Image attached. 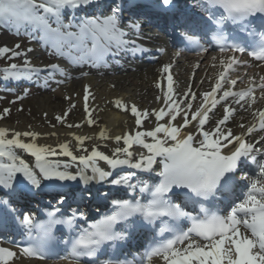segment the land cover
Wrapping results in <instances>:
<instances>
[{
    "label": "snow or ice",
    "instance_id": "6c2138e0",
    "mask_svg": "<svg viewBox=\"0 0 264 264\" xmlns=\"http://www.w3.org/2000/svg\"><path fill=\"white\" fill-rule=\"evenodd\" d=\"M89 3L91 0H0V21L15 26L18 34L23 28L34 38L48 44L56 55L67 57L73 64L106 66V57L118 55L126 45L134 41L125 39L128 34L121 27L119 8L114 7L108 15L87 16L79 24L63 23V9ZM163 4H170V0H163ZM201 11L204 17L198 24L212 32L213 41L221 53L231 52L233 55L220 58L221 70L216 76V82L210 92L201 94L202 101L195 111H192V102L196 100V94L190 88L184 93L191 97L190 100L176 101L172 98L173 78L169 74L167 91L163 93L166 107L151 113L157 121L155 127L136 130L134 135L125 132L122 136L112 138L117 144L123 141V147L112 149L111 156L99 151L96 146L90 152L84 149L83 142L90 137H74L77 149L86 153L79 156L73 155L66 143L58 145L60 154L78 162L80 167L76 174L67 171L69 164L65 163L64 170L60 171L59 162L47 159L48 156L57 155V152L49 146L34 143L38 133L12 130L9 138L10 130L0 127V186L4 188L13 187V180L18 173L35 187L40 186L41 178L67 181L79 177L84 183L91 180L105 181L113 172L102 169L100 161L113 171L126 166L141 172H155L159 177L158 182L138 181L137 184H132L130 181L135 173L128 172L112 179L111 184L125 185L133 192L138 188L146 198L114 199L110 212L101 214L87 228L76 232L69 242L68 255L59 256L60 260L71 258L72 264H77L81 257H87L88 264H97V257L102 254L105 245L125 238L123 231L116 230L118 225L138 224L141 227L151 226L156 230L153 242L142 258V264H152L154 257H158L163 264H264V148H257L254 143L245 139L246 135L255 131H264V109L253 112L256 123L248 126L246 133L235 135L230 128H226L236 111L227 104L222 118L216 121L214 127L210 130L204 128L209 121V113L221 101L232 97L234 103L240 105L243 101L251 108L256 100V88L261 89V96L264 97V76H260L258 85L254 84L255 77H249V85L238 91H233V86L241 78H228L234 65L247 63L239 60L235 53H247V56L257 61H264V0H204ZM256 18L261 20L258 25L254 23ZM133 27L138 29L139 25ZM236 33H247L250 39L241 38ZM187 39L198 44L193 35H188ZM15 47L18 49L20 46L17 44ZM27 51L31 52L32 49ZM201 51L207 49L201 48ZM9 52V59L25 55L6 46L0 47V57ZM24 63L22 71L16 64L6 67L3 70L5 78L31 79V73L37 69H30L27 59ZM49 67L65 75V70L59 65L52 64ZM170 68V64H165L161 72L169 73ZM224 83L228 85L227 89L224 88ZM155 86L161 87L159 82ZM218 91H222V95L217 99ZM84 92V99L87 101L88 86L84 87ZM114 103L121 110L128 109L119 99ZM182 103L183 108L180 106ZM4 111L7 113L9 110ZM85 111H88L87 105ZM130 111L135 117L137 128H140L142 119L149 116L148 111H140L134 104ZM67 114L65 112L63 117L56 116V120L63 121ZM178 115L183 116V123L176 125L173 121ZM165 117L168 119L160 123ZM192 121L197 122L196 132L182 131ZM88 123L91 125L94 121L89 119ZM239 126L245 127L243 124ZM20 137H30L33 142H22ZM99 138L110 137L102 129ZM255 143L264 144V136ZM133 146L146 151L134 157L130 150ZM14 148L23 149L35 157L34 168L38 169V173L15 153ZM254 152L260 154L259 160L253 155ZM247 161L256 165V171L252 175L241 168ZM154 164H159V171L153 167ZM85 169H91L93 175L87 176ZM237 172L242 174L237 177ZM240 181L248 183L242 184ZM223 191H230L233 196L229 203L221 206L217 202V194ZM0 202L8 204L6 200ZM57 211L59 209L48 213V221L41 224H34L30 215H23L21 225L30 232L36 229L39 235L33 244L21 248V255L41 260L49 258L45 241L50 229L57 224L73 228L78 216L79 219H84V213H78V209L73 210L72 215L66 219H57ZM182 221H187L188 225L181 226ZM16 257L17 253L11 248L0 246V264H10ZM99 264L128 262L106 259L99 261Z\"/></svg>",
    "mask_w": 264,
    "mask_h": 264
},
{
    "label": "bare ground",
    "instance_id": "6f19581e",
    "mask_svg": "<svg viewBox=\"0 0 264 264\" xmlns=\"http://www.w3.org/2000/svg\"><path fill=\"white\" fill-rule=\"evenodd\" d=\"M175 78L184 77L179 69H175ZM162 72L158 66L146 67L144 69L136 68L134 72H125L123 75L118 74H105L98 79L91 77L82 78L78 81L73 80L75 77L68 79L69 84L59 87L53 93H46L39 98L40 105L38 108L45 110L46 116L42 121L39 119L35 122H27L23 120L18 123H6L0 122V127L8 128L9 138H11V131H34L38 133V137L34 141L37 145L49 146L57 152V155L48 156L47 159L52 162H59L60 171H63V165L69 164L70 167L67 171L76 174L79 166L78 162H73L70 157L60 154L58 145L66 143L69 150L73 155L86 154L82 150L77 149V141L75 136L90 137L83 142V148L88 149L90 152L93 146L105 154L111 155L112 149L120 146L123 147V141L117 144L114 139L116 136H122L125 132H130L134 135L136 130H145L152 127V123H157L154 115H151L153 110H159L161 107H166L163 104V86L157 88L155 85L157 81L161 82ZM177 89L181 91L186 84L184 79H177ZM162 83V82H161ZM89 88V97L85 101L84 87ZM45 92V91H44ZM49 94V95H48ZM157 97H160L157 100ZM121 100L128 106L127 110H121L116 107L114 101ZM60 102L65 104L62 107L61 112H69L66 117V125L63 121H55L50 115H53L54 110H58V104ZM79 109L78 113L73 109V106ZM141 110H147L150 119H146L140 128H137L135 124V117L131 114V105ZM85 105H87L88 111H85ZM60 115V112L56 113ZM92 119L93 124L89 125L88 120ZM168 118L165 117L162 122H165ZM160 121V123H161ZM183 121V120H182ZM233 124L237 125L234 126ZM238 124L235 119L231 125H227L226 128H230L234 134L237 133ZM68 125H78V127H69ZM155 127V126H154ZM104 130L109 139H100L99 133ZM55 133V135H53ZM22 142H33L30 137H20ZM15 153L30 167L34 168L35 157L31 156L25 150L20 148L13 149ZM133 152L137 151V146H133L130 149ZM103 161L99 162V166H103ZM36 169L34 168V171ZM90 169H85V174L90 173ZM79 178V177H77ZM26 263V262H25ZM24 263V264H25ZM12 264H23L19 260H15ZM28 264H34L28 262Z\"/></svg>",
    "mask_w": 264,
    "mask_h": 264
},
{
    "label": "rangeland",
    "instance_id": "374dc122",
    "mask_svg": "<svg viewBox=\"0 0 264 264\" xmlns=\"http://www.w3.org/2000/svg\"><path fill=\"white\" fill-rule=\"evenodd\" d=\"M17 44L20 46L18 49L15 47ZM5 46L8 47L9 49H12L13 51H20V50H26V47L28 45L25 46L18 42L13 44L11 43V40L8 39V37H6L5 35L4 36L0 35V47H5ZM10 56H11V52L5 54L3 57H0V63L5 62V60H15L17 58L14 57L9 59ZM50 91H51L50 89L46 92L32 91V93H28L26 95L23 93H20L19 95L18 93L16 96L0 95V122L18 123L23 120H27V122H35L39 119L42 121L46 117H44L45 110L38 108L40 105L39 98L42 97L43 95H46V93H49ZM73 104H74L73 109H75V111H77L76 113H78L79 109L75 106V103ZM64 106L65 104L63 105V103L60 102V104H58L57 106V108L59 109L54 110V113H52L53 115H50V117H52V119H55V121H57L56 120L57 112H60L59 116L63 117L64 112H61V110L62 107ZM64 108L66 109V107ZM5 109H8L9 111L5 113L4 111ZM67 111H68L67 113L69 114L70 111L69 110ZM66 117H64L63 119L64 125H66Z\"/></svg>",
    "mask_w": 264,
    "mask_h": 264
}]
</instances>
